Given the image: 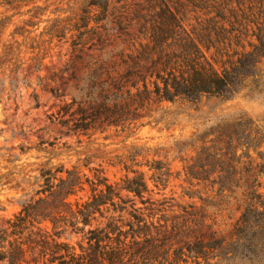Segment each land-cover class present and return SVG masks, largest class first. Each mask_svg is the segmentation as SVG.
Listing matches in <instances>:
<instances>
[{"label": "trees", "instance_id": "obj_1", "mask_svg": "<svg viewBox=\"0 0 264 264\" xmlns=\"http://www.w3.org/2000/svg\"><path fill=\"white\" fill-rule=\"evenodd\" d=\"M41 1L0 0V9H4L0 13V71L7 66L12 67L11 74H18L26 64L21 55L31 54L29 61L39 73L61 43H71L74 53L82 52L109 35H128L137 24L138 39L147 42L140 45V54L145 62H152L156 78L153 91L145 82L144 89L138 88L131 102L102 95V101L90 112L72 111L75 102L65 104L58 115L68 135L104 133L106 129L101 124L108 128L123 126L131 120L130 113L148 102L198 106L206 99L231 100L247 83L257 88L260 85L264 66V0H76L75 8L52 13L58 18L46 21L48 26L26 45V51L21 52L20 48L33 33L26 27L35 28L43 22L29 21L25 27L17 28L10 37L23 38V44L14 41L6 47L3 37L11 25L7 13L44 17ZM34 11L39 15L33 16ZM191 18L197 26L188 24ZM209 53H213L211 58ZM139 65L135 61L133 68ZM67 116L70 118L64 120ZM244 123L243 119L238 121L234 127L240 129L235 132L244 138L240 146L250 148L253 144L243 135ZM254 146L255 150L260 148ZM218 150L203 148L197 168L207 173V160H215ZM133 151L136 153L120 163L127 175L117 185L109 184L99 170L92 180L76 167L70 170L50 161L41 165L38 190L21 203V211L13 219L0 226V264H210L219 257L211 255L216 250L231 253L242 248L251 256L246 257L250 261L264 253V152L258 151L261 163L257 166L247 155L245 210L233 233L240 248L229 245L225 249L224 240L186 243L178 231L173 233L176 227L169 231L162 224L156 225L154 203L146 198L149 183L145 174L135 169L141 153L136 148ZM157 165V173L156 168L150 167L154 171L150 180L155 187L166 190L173 174L165 163L159 161ZM220 168L219 172L227 173L221 162ZM188 176L198 183L219 186L221 191L231 190L235 184L225 176L211 182L199 177L193 168ZM87 187L90 195L84 201L79 194L85 193ZM137 200L150 212L148 215L137 207ZM68 231L82 236L78 246L62 240ZM174 242L182 246L176 248Z\"/></svg>", "mask_w": 264, "mask_h": 264}, {"label": "rangeland", "instance_id": "obj_2", "mask_svg": "<svg viewBox=\"0 0 264 264\" xmlns=\"http://www.w3.org/2000/svg\"><path fill=\"white\" fill-rule=\"evenodd\" d=\"M46 1L39 3L46 13L44 17L38 16V11L32 13L37 18L15 15L12 11L7 13L11 25L3 37L6 47L14 41L23 44V38L12 40L10 37L17 28L25 27L29 21L43 22L35 28L26 27L33 32L27 44L20 48L21 52L26 51V45L44 32L48 26L46 21L58 18L52 15L56 9L76 6V0ZM2 12L4 9H0ZM188 24L197 26L192 18ZM138 35L136 24L128 35H109L90 50L74 53L71 43L58 44L39 73L29 61L31 54L21 55L26 64L18 74H11L12 67L7 66L0 71V202L4 207L0 212V226L13 219L21 211V203L38 190L41 165L50 161L54 166L64 165L70 170L76 167L92 180L99 170L109 184L117 185L122 184L127 175L121 161L136 153L133 151L136 148L141 156L137 158L135 169L144 173L149 183L150 193L146 198L154 203L156 225L162 224L169 231L176 227L173 233L183 235L186 243L220 239L225 241V249L229 245L236 246L233 233L245 210L247 155L257 166L261 163L258 151L264 152V66L259 87L247 83L231 100L206 99L198 106L148 102L130 113L131 120L125 125L108 128L101 124V128L106 129L104 133L92 131L88 136L68 135L60 124L58 113L65 104L75 102L72 111L90 112L102 101V95L117 97L126 103L133 100L138 88L144 89L145 82L150 91L154 90L153 64L145 62L140 54V45L147 42L138 39ZM212 54L207 56L211 58ZM153 58L156 59V55ZM135 61L140 64L139 68H133ZM129 67L135 70L129 72ZM132 72L135 73L132 75ZM12 82L15 85L11 86ZM80 116L78 113L77 117ZM242 119L245 120L243 135L253 144L250 148L240 146L244 138L235 132L240 127L234 125ZM159 120L164 121L158 123ZM254 145L260 148L255 150ZM203 148L211 152L219 149L215 160H207V173L196 165ZM159 161L173 174L166 190L155 187L150 180L154 174L150 167L156 168L157 173ZM220 162L226 165L227 173L219 172ZM192 168L199 177L211 182L228 177L235 182L234 188L221 191L210 182L192 181L188 178ZM89 190L87 187L79 198L85 201ZM136 202L137 207L145 211L139 200ZM62 240L78 246L82 236L68 231ZM174 244L176 248L182 246ZM211 255L219 257L210 264H264V253L250 261L251 256L242 248L240 252L231 253L216 250Z\"/></svg>", "mask_w": 264, "mask_h": 264}]
</instances>
